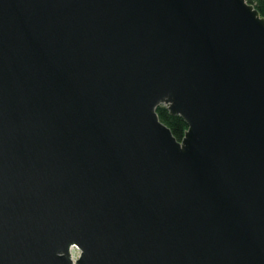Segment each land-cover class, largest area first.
Segmentation results:
<instances>
[{
    "label": "water",
    "instance_id": "water-1",
    "mask_svg": "<svg viewBox=\"0 0 264 264\" xmlns=\"http://www.w3.org/2000/svg\"><path fill=\"white\" fill-rule=\"evenodd\" d=\"M0 264H264L252 3L0 0Z\"/></svg>",
    "mask_w": 264,
    "mask_h": 264
},
{
    "label": "trees",
    "instance_id": "trees-1",
    "mask_svg": "<svg viewBox=\"0 0 264 264\" xmlns=\"http://www.w3.org/2000/svg\"><path fill=\"white\" fill-rule=\"evenodd\" d=\"M249 3H252L264 16V0H247ZM156 111L160 120H162L169 128L171 129L173 135L180 139L184 134V129L187 128V124L184 119L179 114H172L168 109L160 104L156 107Z\"/></svg>",
    "mask_w": 264,
    "mask_h": 264
},
{
    "label": "rangeland",
    "instance_id": "rangeland-1",
    "mask_svg": "<svg viewBox=\"0 0 264 264\" xmlns=\"http://www.w3.org/2000/svg\"><path fill=\"white\" fill-rule=\"evenodd\" d=\"M75 252V254H76V251H74Z\"/></svg>",
    "mask_w": 264,
    "mask_h": 264
}]
</instances>
